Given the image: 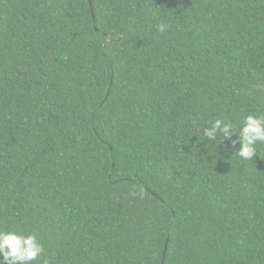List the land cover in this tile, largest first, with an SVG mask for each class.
I'll return each mask as SVG.
<instances>
[{"label": "trees", "instance_id": "1", "mask_svg": "<svg viewBox=\"0 0 264 264\" xmlns=\"http://www.w3.org/2000/svg\"><path fill=\"white\" fill-rule=\"evenodd\" d=\"M248 115L264 0H0V231L33 264H264V144L203 135Z\"/></svg>", "mask_w": 264, "mask_h": 264}, {"label": "clouds", "instance_id": "2", "mask_svg": "<svg viewBox=\"0 0 264 264\" xmlns=\"http://www.w3.org/2000/svg\"><path fill=\"white\" fill-rule=\"evenodd\" d=\"M165 29L166 25L158 26L160 32ZM203 135L207 141H216L218 137L220 141L228 140L230 149L239 144L234 156L251 161L257 156V145L264 144V117L248 115L238 128L226 119H216L204 129ZM233 136H237V139L232 140ZM42 252L43 247L34 234L0 231V264H33Z\"/></svg>", "mask_w": 264, "mask_h": 264}, {"label": "water", "instance_id": "3", "mask_svg": "<svg viewBox=\"0 0 264 264\" xmlns=\"http://www.w3.org/2000/svg\"><path fill=\"white\" fill-rule=\"evenodd\" d=\"M89 1V4H90V0H88ZM107 94H108V92H107Z\"/></svg>", "mask_w": 264, "mask_h": 264}]
</instances>
